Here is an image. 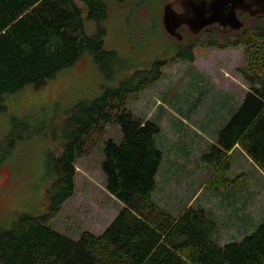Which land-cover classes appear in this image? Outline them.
<instances>
[{
    "label": "trees",
    "instance_id": "1",
    "mask_svg": "<svg viewBox=\"0 0 264 264\" xmlns=\"http://www.w3.org/2000/svg\"><path fill=\"white\" fill-rule=\"evenodd\" d=\"M82 1L87 19L98 24L94 36L85 33L83 8L74 0H0V111L6 96L42 87L85 51L109 72L115 53L103 47L106 31L101 24L108 17L107 4ZM241 35L205 45L252 47L255 40L264 41V16ZM193 49L183 48L176 58L195 62ZM165 65L166 60L155 61L121 87L107 89L71 111L63 124L61 153L52 156L55 179L48 209L41 216L24 214L10 228L0 225V264H264V221L241 240L221 244L216 238L219 225L205 208L190 205L175 217L154 198L164 160L157 141L161 127L126 105L129 97L163 77ZM256 69L258 73L242 71L249 86L243 104L202 155V162L215 170L208 184L211 190L247 187L245 173L227 176L237 146L264 173V66ZM113 123L119 125L123 140L104 143L102 169L107 191L123 208L100 235L83 231L73 239L50 222L76 193L77 159L89 154Z\"/></svg>",
    "mask_w": 264,
    "mask_h": 264
},
{
    "label": "rangeland",
    "instance_id": "2",
    "mask_svg": "<svg viewBox=\"0 0 264 264\" xmlns=\"http://www.w3.org/2000/svg\"><path fill=\"white\" fill-rule=\"evenodd\" d=\"M74 1L83 8L85 33L94 36L98 24L87 19L82 0ZM105 2L108 17L101 23L106 31L103 47L115 53V63L109 67V72L85 51L72 67L61 71L42 87H27L6 96L4 109L0 111V225L4 228H10L24 214L41 216L47 211L49 191L55 179L52 156L61 153L63 124L71 111L81 103L101 97L107 89L121 87L158 60L167 62L162 68L163 77L145 91L129 97L126 108L162 127V134L165 132L176 148L172 156L183 164L188 158L191 160L186 164L188 171L179 170L174 176L175 182L169 195L163 194L161 206L175 217L190 205H205L210 212L218 213L217 216L223 214L218 193L215 199L206 202L210 204H203L207 193L216 191L208 188L215 170L202 162V155L216 141V133L243 104L249 86L242 71L258 73L257 65L264 66V60L260 61L261 56L264 59V41L255 40V45L249 48L242 45L224 49L208 47L205 44L226 43L232 36H242L238 31L224 32L216 25L198 35L182 28L179 33L183 40L180 41L164 27L165 8L173 0ZM241 19L247 26L243 33L249 32L254 21L248 15ZM189 46L194 48L195 62L176 58L180 50ZM180 122L184 129L177 131ZM13 134L15 139L11 140ZM108 140L122 142L118 124L108 125L92 151L77 159L76 193L50 222L52 228L73 239H78L83 231L100 235L123 208L106 189L102 164L104 143ZM184 146L190 152L188 158L183 156ZM168 157L165 152V158ZM242 173L248 175L252 185L255 177L260 179L264 189V174L236 149L231 154L227 176L233 179ZM204 186L206 191L195 197ZM258 205L261 214L252 216L234 233L216 235L217 240L222 244L239 241L253 232L264 221V191Z\"/></svg>",
    "mask_w": 264,
    "mask_h": 264
},
{
    "label": "crops",
    "instance_id": "3",
    "mask_svg": "<svg viewBox=\"0 0 264 264\" xmlns=\"http://www.w3.org/2000/svg\"><path fill=\"white\" fill-rule=\"evenodd\" d=\"M147 120H149V119H147ZM169 123H171V122L169 121ZM182 123L183 122H180L176 126L177 131L184 129V125ZM170 126L171 125H169L168 127H170ZM162 131L163 130L161 127V133L159 134L157 141H158L159 147L164 152V160H163L161 169H160L158 177H157L158 178L157 179V182H158L157 194L154 195L156 202L158 203V205L161 208H163L162 207L163 205L161 204L162 200H164L163 194L165 193L166 195H169V192H170L169 189L174 184L173 181L175 182L174 176L175 175L177 176V173L179 172V170L184 169L185 172L188 171V169L186 168V164L191 163L190 158H188V156H190V152L185 147L186 144H185L184 148L181 149V150H185V155H183V156L185 158H188V160L184 164L182 162H180L177 158L172 156V153L176 152V150H175L176 148L174 147V145L171 141H168V138H167V135H165V132L162 134ZM162 141L164 143H162ZM236 149H239L241 151L242 155L247 157V155L238 146L234 149V151H236ZM165 152H167L169 154L168 158H165ZM239 157L242 159V157L240 155H239ZM238 160H240V159H238ZM254 179H255V183L253 185L250 184V182H249L248 186L241 191L229 188L227 191L210 192V193H207V195L205 196V198L203 200V202H205V203H203V204H210V203H206V202L212 201L213 199H215L217 193L219 194V196H217L218 202L222 203V204H220V206L222 207V212H221V213H223L222 216H217L218 213L210 212L211 209H209L205 205L201 206V207H203L209 211V214L211 215V217L214 220H215V218L218 219L217 223H218V225H221V227L218 230L217 236H220L222 233H227V234L234 233L236 231V229L241 228V226L245 225L249 220H251L252 216L261 214V211H260V205L261 204L258 205V203H259V200L261 199V191L263 193L264 189L260 185V179H257L256 177ZM263 180H264V178H263ZM256 181H258V182H256ZM178 183H179V181L175 184H178ZM204 190H205V186L199 192L196 193L195 197L198 194L203 193ZM237 232H239V231H237Z\"/></svg>",
    "mask_w": 264,
    "mask_h": 264
},
{
    "label": "flooded vegetation",
    "instance_id": "4",
    "mask_svg": "<svg viewBox=\"0 0 264 264\" xmlns=\"http://www.w3.org/2000/svg\"><path fill=\"white\" fill-rule=\"evenodd\" d=\"M202 1L203 0H173L170 4L171 10L174 14L173 18L183 17L185 19V22L180 21V26L177 29V32L186 27L193 35H198L205 29L216 25L220 30L227 33H233L236 31L243 33V30H245L247 26L241 17L248 15L249 19L254 21L258 17L264 16V0H244V5L237 10V17L240 22H228L227 17H224L223 13L221 16H219V13H215L217 14L216 17L211 16L210 13L207 16L209 18L206 19L203 14H200L203 8L197 6V4L200 5ZM215 1L216 0H205V3L209 8H213V3ZM202 22H209L210 24L205 25L200 29V24ZM195 29L200 30L196 32Z\"/></svg>",
    "mask_w": 264,
    "mask_h": 264
},
{
    "label": "water",
    "instance_id": "5",
    "mask_svg": "<svg viewBox=\"0 0 264 264\" xmlns=\"http://www.w3.org/2000/svg\"><path fill=\"white\" fill-rule=\"evenodd\" d=\"M244 5V0H216L213 3V8L212 7H208L205 3V0L202 1V3L199 5L197 4L198 7L203 8L200 12V14H203L204 17H206V19H208L209 17H207L210 13L211 16L216 17L217 14L215 13H219V16H221V14L223 13L224 17H227L228 22L234 23V22H240L238 17H237V10ZM173 11L171 10L170 4L168 6H166L165 8V12H164V27L166 29V31L172 36L175 37L177 39H179L180 41L183 40V36L177 32V29L180 26V21L181 22H185V19L183 17H179L173 18ZM204 19V18H203ZM210 24L209 22H202L200 24V29L205 26ZM199 29V30H200ZM198 29H195L196 32L199 31Z\"/></svg>",
    "mask_w": 264,
    "mask_h": 264
}]
</instances>
